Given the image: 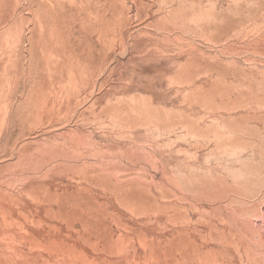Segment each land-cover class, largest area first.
Here are the masks:
<instances>
[{
	"label": "rangeland",
	"instance_id": "obj_1",
	"mask_svg": "<svg viewBox=\"0 0 264 264\" xmlns=\"http://www.w3.org/2000/svg\"><path fill=\"white\" fill-rule=\"evenodd\" d=\"M263 222L264 0H0V264H264Z\"/></svg>",
	"mask_w": 264,
	"mask_h": 264
},
{
	"label": "bare ground",
	"instance_id": "obj_2",
	"mask_svg": "<svg viewBox=\"0 0 264 264\" xmlns=\"http://www.w3.org/2000/svg\"><path fill=\"white\" fill-rule=\"evenodd\" d=\"M263 223H264V222H263ZM262 227H263V225H262ZM262 227H261V228H262ZM261 231H263V230H261ZM263 232H264V231H263ZM260 233H261V232H260ZM260 235H261V234H260ZM261 236H262V235H261ZM261 236H260V237H261ZM263 238H264V236H263ZM263 238H262V239H263ZM262 239H260V240H262ZM263 240H264V239H263ZM263 242H264V241H263ZM263 244H264V243H263Z\"/></svg>",
	"mask_w": 264,
	"mask_h": 264
}]
</instances>
